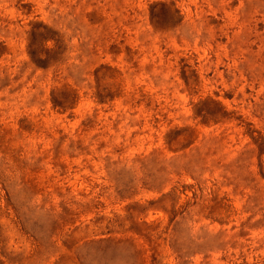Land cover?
Masks as SVG:
<instances>
[{
	"label": "rangeland",
	"instance_id": "obj_1",
	"mask_svg": "<svg viewBox=\"0 0 264 264\" xmlns=\"http://www.w3.org/2000/svg\"><path fill=\"white\" fill-rule=\"evenodd\" d=\"M0 264H264V0H0Z\"/></svg>",
	"mask_w": 264,
	"mask_h": 264
}]
</instances>
